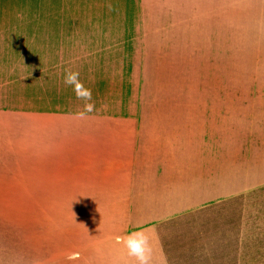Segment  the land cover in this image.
Instances as JSON below:
<instances>
[{
  "label": "rangeland",
  "instance_id": "obj_1",
  "mask_svg": "<svg viewBox=\"0 0 264 264\" xmlns=\"http://www.w3.org/2000/svg\"><path fill=\"white\" fill-rule=\"evenodd\" d=\"M138 1L0 0V264H135L122 240L58 253L73 249L75 238H62V247L53 240L52 207L43 210L36 185L28 190L32 166L40 164L28 155L41 150L32 137L42 132V109L76 94L67 73H78L81 92L112 112L133 92L143 58L147 101L194 104L203 133L196 178L203 197L218 198L166 231V244L188 253L234 248L237 262L264 264V12L141 13ZM221 1L194 5L250 9ZM108 49L118 61H101ZM98 57L100 68L118 75L116 85L96 74ZM149 264H163L160 254L151 250Z\"/></svg>",
  "mask_w": 264,
  "mask_h": 264
},
{
  "label": "crops",
  "instance_id": "obj_2",
  "mask_svg": "<svg viewBox=\"0 0 264 264\" xmlns=\"http://www.w3.org/2000/svg\"><path fill=\"white\" fill-rule=\"evenodd\" d=\"M194 3L195 0H139L138 11L264 12L255 9L264 7V0H240L238 6L250 9H195ZM219 3L223 6L222 1ZM144 30L148 42L147 27ZM143 49L145 53V42ZM86 55L75 58V65ZM100 56L106 58L101 59L103 62L118 61L111 58L114 54L110 49ZM99 62L98 57L96 74L116 85L118 75H110L113 69L108 65L100 68ZM139 67L140 76L138 73L137 78H131L136 83L133 92L116 105V112L96 103L98 98H78L76 94L73 98L69 95L63 104L53 102L42 109V132L36 134L41 139L32 137L34 147L35 142L40 143L41 150H33L32 154L30 149L28 155L40 164L32 166L29 184L33 188L28 190L31 195L36 185L43 210L52 207L51 220L56 228L53 240L59 239L57 244L62 247L67 246L62 238H75L70 245L73 249L58 253L78 254L90 247L117 243L128 233L145 229L151 250L160 254L163 264H244L241 258L238 262L235 256L231 258L237 253L234 248L227 251L219 247L216 251L202 247L188 253L166 244V231L190 216L196 207L218 198L216 193L203 197V182L196 178V167H200L196 166L199 155L195 145L196 141L202 142L203 133L196 125L194 104L147 101L152 88L143 78L147 67L144 58ZM161 86L164 94L166 87ZM98 94L97 88L93 95ZM220 143L221 137L219 146ZM222 166L224 169L225 162ZM198 190L201 193L195 197ZM222 190L221 195H226Z\"/></svg>",
  "mask_w": 264,
  "mask_h": 264
},
{
  "label": "clouds",
  "instance_id": "obj_3",
  "mask_svg": "<svg viewBox=\"0 0 264 264\" xmlns=\"http://www.w3.org/2000/svg\"><path fill=\"white\" fill-rule=\"evenodd\" d=\"M77 77L78 73L69 72L66 74L64 82L67 85L75 86L74 91L76 92L78 98L83 95L85 99H90L91 92H81L82 85L78 83ZM86 108L91 110L90 105H86ZM122 242L127 248L128 255L135 258V264H149L151 245L145 229H140L128 233L125 237L122 238Z\"/></svg>",
  "mask_w": 264,
  "mask_h": 264
}]
</instances>
